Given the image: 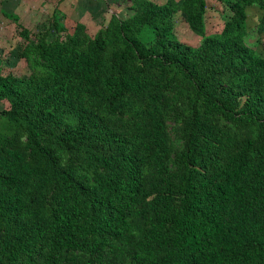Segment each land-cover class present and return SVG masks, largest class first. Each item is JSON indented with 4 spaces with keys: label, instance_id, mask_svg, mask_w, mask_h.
<instances>
[{
    "label": "trees",
    "instance_id": "trees-1",
    "mask_svg": "<svg viewBox=\"0 0 264 264\" xmlns=\"http://www.w3.org/2000/svg\"><path fill=\"white\" fill-rule=\"evenodd\" d=\"M169 5L135 1L115 38L83 52L78 30L62 39L52 21L56 38L32 47L47 70L33 102L0 74V121L24 133L21 146L0 133V264H264V58L232 24L194 56L158 27ZM203 10L180 5L198 36ZM102 103L128 112L127 127ZM166 110L182 145L171 170ZM220 120L242 131L235 149Z\"/></svg>",
    "mask_w": 264,
    "mask_h": 264
},
{
    "label": "rangeland",
    "instance_id": "rangeland-1",
    "mask_svg": "<svg viewBox=\"0 0 264 264\" xmlns=\"http://www.w3.org/2000/svg\"><path fill=\"white\" fill-rule=\"evenodd\" d=\"M137 0H13V9L7 14L0 15V74L13 78L20 86L24 97L30 102L34 101L37 93L43 90L37 88L43 80L40 77L46 73L45 61L39 58L33 50L37 34H45V43H52L56 33L52 21L63 26L65 35L72 37L74 28L78 30L80 42L77 51L85 50L90 39L115 38L114 28L118 22L130 19L134 14V3ZM158 5H163L169 0H148ZM182 0H170L171 14L160 20V30H169L177 42L189 47L194 56H204L207 51L208 38L217 37L227 24L236 26L231 38L240 46L245 47L255 56L264 58V0H242L233 3L230 0H204L202 22L204 33L196 35L186 24L180 11ZM9 8V7H8ZM138 37L145 45L151 40L145 30H140ZM224 52V48L220 50ZM136 108L143 106V98H130ZM99 105L100 115L117 128H126L130 117L128 112L106 114ZM11 102L0 99V112L9 110ZM166 110L164 116L165 138L170 148V156L167 161L168 168H173L174 154L181 149V139L177 124L169 116ZM73 120V115L68 116ZM219 127L228 136L235 149L241 139L242 131L236 130L223 121L218 122ZM0 133L7 138L15 137L18 145L24 141L22 130H14L4 121H0ZM210 165L206 168L210 170ZM66 257H84L78 252H66ZM112 254H107L103 264H111Z\"/></svg>",
    "mask_w": 264,
    "mask_h": 264
},
{
    "label": "crops",
    "instance_id": "crops-1",
    "mask_svg": "<svg viewBox=\"0 0 264 264\" xmlns=\"http://www.w3.org/2000/svg\"><path fill=\"white\" fill-rule=\"evenodd\" d=\"M13 0H0V15H6L7 11L6 9H9L8 12H10L13 9L12 5ZM9 7V8H8Z\"/></svg>",
    "mask_w": 264,
    "mask_h": 264
}]
</instances>
